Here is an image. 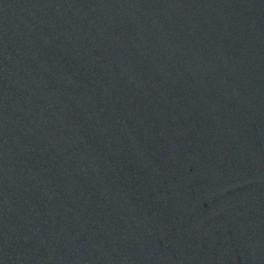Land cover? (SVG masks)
Segmentation results:
<instances>
[{
  "label": "water",
  "instance_id": "obj_1",
  "mask_svg": "<svg viewBox=\"0 0 264 264\" xmlns=\"http://www.w3.org/2000/svg\"><path fill=\"white\" fill-rule=\"evenodd\" d=\"M0 264H264V0H0Z\"/></svg>",
  "mask_w": 264,
  "mask_h": 264
}]
</instances>
